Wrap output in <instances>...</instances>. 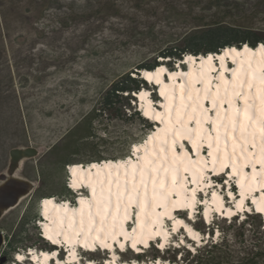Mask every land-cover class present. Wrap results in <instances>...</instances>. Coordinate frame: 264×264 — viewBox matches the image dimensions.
Here are the masks:
<instances>
[{
    "label": "rangeland",
    "instance_id": "1",
    "mask_svg": "<svg viewBox=\"0 0 264 264\" xmlns=\"http://www.w3.org/2000/svg\"><path fill=\"white\" fill-rule=\"evenodd\" d=\"M257 10L264 12V0H0V172L7 164L11 148L42 149L37 157L25 160L16 172L17 176L34 182L36 188L0 219L3 236L0 264H14L15 254L27 251V248L8 251L6 243L11 235L17 234L24 215L39 214L41 200L46 197H54L60 203L67 200L59 193L64 186L67 189L68 166L61 169L58 160L47 156V152L91 110L111 82L136 65L150 61L159 49L170 45L171 40L196 24L215 19L214 14H249ZM258 20L263 22L264 16H258ZM179 63L174 64V69L163 66L168 72H175L179 67L184 70L183 60ZM150 87L147 85L140 90L147 89L152 104L160 108L158 91ZM130 105L138 109L137 99ZM115 125L109 130L120 136L119 143L112 149L125 148L124 140L130 142V148L141 145L154 130L152 125L150 130L142 131L138 123L132 121H117ZM96 134L105 137L102 131ZM184 146L194 157L191 145ZM100 149L105 150V147ZM67 154L72 156L71 151ZM102 154L106 156L107 152ZM203 154L206 156L207 152ZM75 156L86 158L81 154ZM40 170L45 173V179L36 194ZM246 170L250 171V167ZM224 179L229 180L227 185L223 184ZM232 181V177L224 173L216 180L208 179L206 187L197 191V200H209L216 191L226 207L232 206L225 197L229 192L236 199L238 190ZM75 197L74 203L68 200L70 206L75 204ZM245 205L252 206L250 201ZM202 213L194 210L191 220L182 212H176L175 216L193 229L204 231L200 239L205 241L207 229L197 223L200 219L207 226ZM242 219L244 216L239 217L240 221ZM40 224L36 221V227L26 225L25 233L20 236L22 244L38 252L49 251L52 248L40 240ZM171 228L172 220H165L170 241L167 246L173 243L177 246L175 241L186 249L204 244L202 241L198 245L188 239L183 230L172 232ZM219 234L220 230L214 229L213 238L216 240ZM115 253L119 260L132 262L135 259L139 264L168 262L171 257V253H156L152 249L139 258L129 251ZM78 254L77 264H85V260L106 264L111 256ZM62 257L60 253L59 258Z\"/></svg>",
    "mask_w": 264,
    "mask_h": 264
},
{
    "label": "bare ground",
    "instance_id": "2",
    "mask_svg": "<svg viewBox=\"0 0 264 264\" xmlns=\"http://www.w3.org/2000/svg\"><path fill=\"white\" fill-rule=\"evenodd\" d=\"M233 49L235 51H232ZM221 56L224 57L223 67H221V60L219 59ZM209 57H212V59L209 60ZM182 60L183 64L186 65L185 71L179 67L178 70H174L175 72L165 71L164 73H160L158 76L159 82H157V72L160 68L166 69L163 64L157 66L154 70L140 71L142 79L147 85L151 84L157 86L158 95L161 99L159 104L160 108H156L149 98L147 89H143L142 91L139 90V92L135 94L137 96L138 107L142 112V116L154 123L152 124L154 127L153 133L151 132L152 135H148V138L144 139V142L141 143V145H133L130 150L131 154H129L125 158H119L115 160L106 159L99 162H91L85 165L81 163L69 165L67 168V175L69 177L68 183L70 190H73L74 192H76V194L77 192L79 193L77 195L76 203L73 206H70L68 201H64L62 203L57 202L54 197H46L40 203L41 219L39 223H42L40 224L42 226V229L40 231L43 235L42 238L44 242L48 240V243L52 245V247H54L55 245L59 246L62 254H65V256L62 257L63 259L61 258L62 261L59 260L58 248H53L49 251L41 250L39 252L30 248L27 253H16L13 261L14 264H24L26 261H28L30 264H77L80 260L78 252L95 254L105 251L109 252L111 255L108 261H106V264H137V260L135 259L132 262L117 259L115 255L116 253L113 252V249L115 246H117V249L120 253L129 251L132 254H135L136 250L131 247L132 239L126 238V235L133 238H140L138 236V233H140L141 231V226H143V239L145 240V243H147L151 239L160 237V243L166 245L169 234L165 229V220L169 219L166 216H160L159 219H157L156 215L164 211L162 207H157L154 210L150 207L140 208L136 206V202L134 201L133 206L128 210L130 213V218L124 221V198H122L120 210L119 212H117L115 210V196L113 195L111 197L112 205L108 209L110 215L105 222L104 231L100 233L102 237L106 238V242L110 245V248L104 249L100 247L101 241L94 239L99 228L100 221V217L96 215L95 200L101 197L102 191L104 198H108L109 188L111 189L112 193H115L117 191L118 184L120 186H123L126 181H128L129 183L139 181V167L142 161H138V158L147 157L148 159L155 160L156 156L161 154L160 145L162 139L165 137V135H167L168 138L171 139L172 130L179 127V124H174L173 121L176 120V110L182 103L187 105V107H184L182 109L181 118L187 122L188 129L195 130L198 127L196 123L197 120L203 121L202 125L199 126L201 128V138L197 140V143L200 144V152L199 154H197L192 149L194 159L191 158V155L190 159L193 161L197 159L206 161L205 158L200 154L202 148L206 146L208 148V160L207 164L205 165L206 169L212 167L213 160V156H209L208 152H213L214 156L217 159L223 158V154L225 151H227L229 154L232 151V137L235 136L238 138L240 136V132L238 129L235 133L232 134V136L227 135L225 131L226 126L230 130L228 118L229 116L234 115L231 111L232 106L243 109L246 97L247 103L251 105L249 109L250 115L257 118H264V112L261 111L264 110V102H262L264 92L259 91L260 89H264V83H262L260 79L261 70L264 69V46L262 44L257 45L255 48H250L248 45H243L238 49L235 47H228L226 49H223L222 52L216 54V56L208 54L207 56H199V58L195 59L194 56L188 55L185 56ZM214 60H216L217 63L214 62ZM228 64H230V66H228ZM249 64H251V70L255 73V76L252 79L253 87L249 90L245 85L244 88L239 89V91L243 95L239 99H236L234 101V105H230L229 101L233 99L231 91L233 73L231 70L240 69L241 66H243V69L247 71L249 70ZM216 70L217 72L213 74V72H215ZM221 72L223 73L224 80L227 82V92H225L224 90L225 85H223L222 81L219 79ZM146 74L152 76L151 81L146 78ZM206 85L210 88V94L216 93L217 86H220L219 98L223 100V103L218 104L216 108H213L211 99L204 98L205 93L203 90ZM194 89L200 90L199 93L194 91ZM145 93L146 95H143ZM190 95L191 97H193V99H189ZM197 95H199V101L195 102L197 110L193 111L194 99ZM200 106H202L203 109L212 110L207 112L205 117V114L202 112ZM217 111L219 112L220 117L218 122ZM145 113H147V115H145ZM169 114L171 116V119H169ZM236 119L238 121L243 120L242 114H236ZM245 123L249 125V128L248 132L245 133L248 141L247 152H245L243 155L249 161L254 162L257 161L259 157L260 135L257 131V135L255 137V144L257 145V147H252L253 137L251 135V132L255 127V121L249 120L245 121ZM217 130L220 135L219 150L216 147L217 141L215 139V137L217 136ZM192 135L195 138L194 131ZM150 137H152V139H149ZM210 143L213 145V147L211 148H209L208 146ZM188 144H190L192 147V143L187 139L178 141L175 149L177 155H182L184 151H188L184 146ZM181 145H183V148H181ZM136 148H139V151H135ZM249 153H251L252 155H249ZM168 155L171 156V152H169ZM237 155H240L239 146L237 147ZM109 161H111V165L107 166ZM124 161H127L128 164L124 167L117 168V164ZM243 162V160L240 161V163ZM91 165H96V167L93 168L91 167ZM132 165H135L137 168L135 181H132L131 179ZM247 166L250 167V171H247L246 167H244L242 170L244 174L243 177L239 175H232V177L236 178V187L238 190V194L235 200L233 194L229 196L232 206L226 207L223 204L222 198L216 193V191H213V193H215V196H213L212 194L209 200H203L204 207L201 211H203L202 217L205 222H210L212 212L219 214L222 218H231L236 214L244 216V213L249 214L251 211H254L255 213H258L260 216H262L264 220V212L256 211L258 207H264V183L260 181L258 176L257 180L251 181L249 185L248 178L252 174V163H248ZM256 166H259V168L261 169L260 163L257 162L255 164V167ZM229 169V171L231 172V167H229ZM260 169H257V172H259ZM159 175L162 176L163 173L161 172ZM183 176H187L188 178L187 187L191 186L187 192L183 193V196H187L190 198L191 189L196 187H199V189H204V187H206L207 185L206 183H201L199 186H197L196 184L192 183L191 169L188 172H184L183 170H181L178 179ZM238 180L240 181V183H237ZM74 182L77 184L76 187H73ZM241 184L244 185L243 188L241 187ZM93 188H95L96 190L95 196L93 195ZM242 191L244 192L243 197L241 196ZM150 196L151 184H149V198ZM178 198H181L179 193H176L172 196L173 200H176ZM247 199L251 202L252 207L245 205ZM81 200H84L85 203L81 204ZM45 201L51 202L46 204ZM241 202L243 204V207L238 208L237 205ZM133 210L135 211L134 215L136 213H140L139 223L136 222L135 215V223L133 228L137 229L136 233L132 232L133 228L128 231L125 227L126 222L131 219ZM177 210L172 211L173 216L176 215L175 211ZM188 213L194 214V209H188ZM113 215L116 216L118 220L117 228L115 229V231L119 232V223L122 222L124 226V233L126 234L117 235L115 239H113L112 237L113 229L111 227V216ZM176 219L182 220L177 217ZM90 220L93 221L91 224L89 223ZM81 221H83V227L81 226ZM174 223L175 221L172 220V227ZM176 227L177 231L179 229L183 230L185 236L188 237V239L195 240L198 245L200 244L201 235L195 229L188 225V227L192 229L191 232H188L181 225H176ZM89 228H91L90 232ZM155 233H159V235H156ZM197 233H199V235H197ZM50 236L52 237V240L56 241V243H53L52 240L48 238ZM165 237H167V239H165ZM85 241H87V243L91 245L90 248L84 247ZM182 242L184 243V241ZM121 244L125 245L123 250L120 247ZM137 245L144 246V244ZM93 248H95L96 251H93ZM189 248L193 249L192 246ZM19 257H23V259H19ZM88 264H93V262L89 260ZM154 264L172 263L159 260Z\"/></svg>",
    "mask_w": 264,
    "mask_h": 264
},
{
    "label": "trees",
    "instance_id": "3",
    "mask_svg": "<svg viewBox=\"0 0 264 264\" xmlns=\"http://www.w3.org/2000/svg\"><path fill=\"white\" fill-rule=\"evenodd\" d=\"M263 13L257 10L249 14L231 12L214 14L215 19L204 24L198 23L188 32L171 40V44L159 49L150 61L136 65L119 79L111 82L91 110L63 136L60 142L48 150L47 156L55 157L61 169L73 164V161L88 164L106 159L125 158L131 150L130 142L124 140L125 148L114 149L113 147L112 149V146L119 143L120 135L109 128H114L115 122L122 120L137 122L142 131H148L152 126L135 106L130 105V102L135 104L134 95L141 88H147V84L140 78L138 72L154 70L161 64L174 69V64L182 61L185 55L198 57L218 54L228 47L238 49L243 45H248L250 48H255L258 44L264 46V21L258 20V16H264ZM98 131H102L105 137L96 134ZM100 147H105V150ZM69 151L72 152L71 157L67 154ZM103 152H107V155L104 156ZM79 154L86 155V158L75 156ZM39 177L36 194L41 191L40 186L45 179V173L42 170L39 172ZM59 195L74 202L73 195L65 186ZM239 217L240 215H235L226 219L213 216L207 226L199 219L197 223L201 224L203 229H207L208 238L205 241L202 238L201 242L203 241L204 244L200 243L201 245L193 247L192 250L186 249L185 246H169L162 251L153 246L150 249L156 253H171L168 262L172 264H264V220L262 216L251 211L249 214L244 213V219L241 221ZM37 220H39L38 212L24 215L17 234L8 238V251L14 252L19 248L23 250L29 248L22 244L23 238L20 236L25 233L26 225L31 224L32 227H36L34 223ZM214 229L220 230L216 240L213 238ZM195 230L202 236L205 234L199 228ZM178 255L180 256L177 260ZM135 257L139 258L141 254H136Z\"/></svg>",
    "mask_w": 264,
    "mask_h": 264
},
{
    "label": "snow or ice",
    "instance_id": "4",
    "mask_svg": "<svg viewBox=\"0 0 264 264\" xmlns=\"http://www.w3.org/2000/svg\"><path fill=\"white\" fill-rule=\"evenodd\" d=\"M232 51H235L234 49ZM209 60L212 59V57L208 58ZM221 60V67H223V61L224 57L221 56L219 58ZM166 69L160 68L157 72V82L158 76L160 73H164ZM233 73V81H232V97L233 99L229 101L230 105H234V101L236 99H239L243 94L239 91V89H242L247 86V88L250 90L252 85V79L255 76L254 71L251 70V64H249V70L245 71L243 69V66H241L240 69H232ZM146 78L151 81L152 76L149 74H146ZM219 79L222 81V84L225 85L224 90L225 92L228 91L227 88V82L224 80L223 73L221 72ZM261 82L264 83V69L261 70L260 75ZM197 93H199L200 90L194 89ZM205 93V99H211L213 108H216L218 104H222L223 100L219 98V92H220V86H217L216 93L210 94V88L206 85L204 88ZM260 92H264V89H260ZM143 95H146L143 94ZM189 99H193L191 95L189 96ZM196 101H199V95H197L194 99L193 104V111H196ZM262 102H264V97H262ZM184 107H187L185 104H181L179 108L176 110L177 118L175 121H173L174 124H179L178 128H174L172 130L171 139L168 138L167 135L162 139L161 145H160V155L156 156L155 160L148 159L147 157H139L138 161H142L139 167V181L138 182H132L129 183L128 181L125 182L123 186L117 185V191L115 193L111 192V189L109 188V195L108 198H104L103 191L101 193V197L99 199L95 200L96 204V215L100 217L99 221V228L97 230L96 236L94 239L100 240V247L104 249H109L110 245L106 242V238L102 237L100 235L101 232L104 231V225L107 221L110 213L108 209L112 205V199L111 197L115 196V210L119 212L122 198L123 199V220L126 221L130 218L129 208L133 206V202H136V206L140 208L144 207H150L151 209H155L157 207H162L164 211L162 213L156 214L157 219H159L160 216H166L169 220L175 221L173 227L171 228L172 232L177 231L176 225L183 226L188 232H191L192 229L188 227L184 223V220H178L175 216L172 215L173 210H181L182 213L186 216L187 219L191 220L193 218V213H187L183 210L186 209H195L196 204L202 203V201H199L196 199L197 191H199V187L191 189V197L183 196V193L188 191L187 183L188 178L187 176H183L178 179L181 170L184 172H188L190 169L192 170V183L199 186L201 183H207V180L210 179V177H206V171L211 172L214 175H220V173L224 172L225 169L231 167V172L224 173L229 178L232 177V175H239L243 177V168L247 167L248 163H252V174L248 178L249 185L251 181H256L258 176L262 183H264V118H257L250 115L249 109L251 105L247 103V99L245 97L244 101V107L243 109L236 108L235 106H232L231 111L234 115L229 116V125L230 130L226 126L225 131L227 135L232 136L233 133L237 131V129L240 132V136L237 138L235 136L232 137V151L229 154L227 151L224 152L223 158L217 159L214 156L213 152H208L209 156H213L212 160V167L209 169L205 168V165L207 164V161H202L200 159H197L195 161L190 159V153L189 151H184L182 155H177L175 149L177 146V142L180 140L187 139L192 143V149L199 154L200 152V144L197 143V140L200 139V132L201 128L199 127L202 125V120H197L198 127L195 130L188 129L187 128V122L181 118L182 115V109ZM201 110L205 114L211 111L212 109H203L202 106ZM264 112V110H261ZM236 114H242L243 120H237ZM147 115V113H145ZM169 119H171V116L169 114ZM219 112L217 111V122L219 121ZM253 120L255 121V127L253 128L251 135L253 137V143L252 147H257L255 144V137L257 135V131L260 135V144H259V157L257 161H249L246 157H244V153L247 152V137L245 136V133L248 132L249 125L245 123V121ZM195 132V138L193 137L192 133ZM149 139H152L150 137ZM217 144L216 147L219 150V140L220 135L217 130V136L215 137ZM209 148L213 147V145L210 143ZM239 146V153L240 155H237V147ZM227 147V145H226ZM181 148H183V145H181ZM135 151H139V148H136ZM171 152V156L168 155V153ZM249 155H252L249 153ZM243 160V163H240V161ZM261 164V169L259 172H257V169L255 167L256 163ZM128 164L127 161L120 162L117 164V168L124 167ZM111 165V161L108 162L107 166ZM218 165V167H217ZM91 167L95 168L96 165H91ZM75 172V170H74ZM163 173V175H159L160 173ZM136 174H137V168L135 165H132V172H131V179L132 181L136 180ZM229 183L228 179L223 180V184L227 185ZM237 183H240L238 180ZM149 184H151V196L149 198ZM77 184L74 182L73 187H76ZM241 187L243 188L244 185L241 184ZM142 189V191H141ZM95 188H93V195L95 196ZM176 193L180 194L181 198H178L176 200L172 199V196ZM126 194V198H125ZM232 193H229V196H231ZM213 196H215V193H213ZM241 196H244V192H241ZM51 201H45V203H50ZM255 202V201H254ZM85 201L81 200V204H84ZM238 208H242L243 204L242 202L237 205ZM256 211L264 212V207H258ZM231 214V213H230ZM136 222L139 223V217L140 213H136ZM112 224L111 227L113 229L112 237L115 239L117 235H126L124 233V226L123 223H119V232L115 231L117 228L118 220L116 216H111ZM93 221L90 220L89 223L91 224ZM81 226L83 227V221H81ZM91 231V228H89V232ZM133 233L137 232V229H132ZM156 235H159V233H155ZM106 235V234H105ZM199 235V233H197ZM138 236L140 238H133L126 235V238L132 239V245L131 247L135 249L136 251H140L139 248H137V244H144L145 247H147V243H145V240L143 239V226H141V231L138 233ZM50 240H52V237H48ZM167 239V237H165ZM53 243H56L55 240H52ZM85 248H90L91 245L85 241L84 244ZM121 249L123 250L125 245H120ZM160 249H163L165 247V244L160 243L157 245ZM93 251H96L95 248L92 249ZM19 259H23V257H19Z\"/></svg>",
    "mask_w": 264,
    "mask_h": 264
},
{
    "label": "water",
    "instance_id": "5",
    "mask_svg": "<svg viewBox=\"0 0 264 264\" xmlns=\"http://www.w3.org/2000/svg\"><path fill=\"white\" fill-rule=\"evenodd\" d=\"M197 58L199 57H195V59ZM138 74L142 79L141 73L138 72ZM41 152L42 149H37L31 146L13 147L8 151L7 164L0 172V219L36 188L34 182L17 176L16 172L21 168V165L25 160L35 158ZM129 154H131V152ZM2 243L3 236L0 233V248Z\"/></svg>",
    "mask_w": 264,
    "mask_h": 264
},
{
    "label": "built area",
    "instance_id": "6",
    "mask_svg": "<svg viewBox=\"0 0 264 264\" xmlns=\"http://www.w3.org/2000/svg\"><path fill=\"white\" fill-rule=\"evenodd\" d=\"M68 181H69V177H68V175H67V178H66V186H67V189H68V191L70 192V187H69V183H68ZM72 194V193H71ZM73 195V194H72ZM73 197H74V195H73ZM42 201V200H41ZM66 201H68V200H66ZM74 203V202H73ZM41 216V215H40ZM40 216H39V220H37V223H39V221H40ZM40 230H41V227H40ZM39 237H40V240L41 241H43L44 242V240H43V235L41 234V232L39 233ZM45 243V242H44ZM46 244V243H45Z\"/></svg>",
    "mask_w": 264,
    "mask_h": 264
},
{
    "label": "flooded vegetation",
    "instance_id": "7",
    "mask_svg": "<svg viewBox=\"0 0 264 264\" xmlns=\"http://www.w3.org/2000/svg\"><path fill=\"white\" fill-rule=\"evenodd\" d=\"M22 217H23V216H22ZM7 241H8V239H7ZM7 241H6V243H7ZM29 250H30V247L27 248V251H24V252L27 253ZM14 258H15V256H14Z\"/></svg>",
    "mask_w": 264,
    "mask_h": 264
},
{
    "label": "clouds",
    "instance_id": "8",
    "mask_svg": "<svg viewBox=\"0 0 264 264\" xmlns=\"http://www.w3.org/2000/svg\"><path fill=\"white\" fill-rule=\"evenodd\" d=\"M39 216H40V209H39ZM48 245V244H47ZM48 246H50V245H48ZM51 247V246H50Z\"/></svg>",
    "mask_w": 264,
    "mask_h": 264
}]
</instances>
